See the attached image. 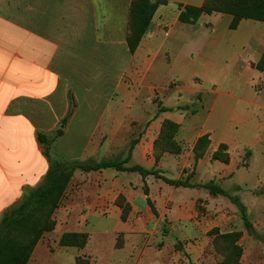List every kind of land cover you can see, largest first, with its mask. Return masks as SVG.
Returning <instances> with one entry per match:
<instances>
[{"label":"crops","instance_id":"crops-1","mask_svg":"<svg viewBox=\"0 0 264 264\" xmlns=\"http://www.w3.org/2000/svg\"><path fill=\"white\" fill-rule=\"evenodd\" d=\"M131 1L0 0V219L47 174L36 134L50 140L71 111L47 146L52 161L110 158L135 140L128 165L212 182L239 198L250 228L204 188L75 171L27 264H63L71 251V264H221L215 238L233 234L239 264H264V22L230 29L231 15L212 13L182 24L180 6L204 0H160L130 54ZM166 121L178 126L179 154L155 147ZM68 233L86 234L84 247L60 246Z\"/></svg>","mask_w":264,"mask_h":264},{"label":"trees","instance_id":"trees-1","mask_svg":"<svg viewBox=\"0 0 264 264\" xmlns=\"http://www.w3.org/2000/svg\"><path fill=\"white\" fill-rule=\"evenodd\" d=\"M161 3L162 1L160 0L154 2H151V0L131 1L130 31L126 40L130 54L134 53L139 41L150 25L157 6ZM212 13L231 15L230 29H235L242 19L264 22V0H204L200 7L180 6L178 21L182 24H195L201 15H210ZM256 69L264 72V51L256 65ZM70 115L71 111L61 120L59 128L50 140L42 133L36 134L37 142L45 146L43 155L48 161V171L39 186L30 190L19 203L2 215L0 219V264H27L31 252L42 234L53 230L54 223L51 217L75 171L93 172L111 168L117 172H136L143 179L146 176H154L156 179L162 180L173 187L204 188L209 190L211 195L227 197L237 207L244 221L245 228H250L245 208L239 198L228 195L212 182L204 185H191L188 183L187 178L169 180L159 176L154 169L147 170L137 165H128L135 140L131 141L128 154L122 161L115 159L102 160L100 162L92 160L52 161L49 157L47 146L62 135V129ZM177 129L178 126L176 124L168 121L163 122L159 138L155 143L158 153L167 151L179 154L181 152V146L174 140ZM207 144L208 139L206 136L201 137L197 141L194 147L195 160L202 155ZM212 158L226 161V158L220 152L214 153ZM147 202L149 206H152L150 201ZM152 210L154 212L153 208ZM236 238L237 235L235 234L222 235L215 238V248L219 249L225 257L221 264H239L240 250L234 245ZM87 239L88 236L86 234H63L59 240V245L62 247L82 248L86 244Z\"/></svg>","mask_w":264,"mask_h":264},{"label":"rangeland","instance_id":"rangeland-1","mask_svg":"<svg viewBox=\"0 0 264 264\" xmlns=\"http://www.w3.org/2000/svg\"><path fill=\"white\" fill-rule=\"evenodd\" d=\"M215 29L216 30H221V29H226L225 27H223L222 25H216L215 26ZM129 147H130V142L127 143V145L125 147H123L122 149H119L118 151L115 152V156L113 157H110V158H101V159H98V160H95L94 162H100L102 160H118V161H122L126 158L127 154H128V150H129ZM171 176H174L173 174H170ZM68 258L70 260V264H71V260H73V252H68L65 256H64V262L63 264H68ZM77 264H84L83 263V260H77Z\"/></svg>","mask_w":264,"mask_h":264},{"label":"built area","instance_id":"built-area-1","mask_svg":"<svg viewBox=\"0 0 264 264\" xmlns=\"http://www.w3.org/2000/svg\"><path fill=\"white\" fill-rule=\"evenodd\" d=\"M185 262H180V264H184Z\"/></svg>","mask_w":264,"mask_h":264}]
</instances>
